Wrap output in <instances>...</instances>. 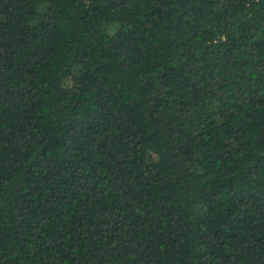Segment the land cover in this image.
Masks as SVG:
<instances>
[{"label": "trees", "instance_id": "trees-1", "mask_svg": "<svg viewBox=\"0 0 264 264\" xmlns=\"http://www.w3.org/2000/svg\"><path fill=\"white\" fill-rule=\"evenodd\" d=\"M0 264H264V0H0Z\"/></svg>", "mask_w": 264, "mask_h": 264}]
</instances>
